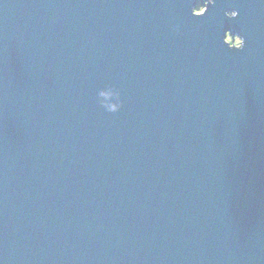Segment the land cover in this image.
<instances>
[{"label":"water","instance_id":"obj_1","mask_svg":"<svg viewBox=\"0 0 264 264\" xmlns=\"http://www.w3.org/2000/svg\"><path fill=\"white\" fill-rule=\"evenodd\" d=\"M0 264H264V0H0Z\"/></svg>","mask_w":264,"mask_h":264},{"label":"clouds","instance_id":"obj_2","mask_svg":"<svg viewBox=\"0 0 264 264\" xmlns=\"http://www.w3.org/2000/svg\"><path fill=\"white\" fill-rule=\"evenodd\" d=\"M225 15L228 18H235L238 15V12L233 10V11H229L227 13H225ZM236 42L234 43V49L235 50H241L244 47L245 41L244 39L237 34L236 35ZM105 95L111 96V97H115L117 100V103L115 104H106L104 105V108L108 111V112H117L120 110L121 106H122V102L120 101V92L118 89H116L115 87H109L107 89H105Z\"/></svg>","mask_w":264,"mask_h":264},{"label":"flooded vegetation","instance_id":"obj_3","mask_svg":"<svg viewBox=\"0 0 264 264\" xmlns=\"http://www.w3.org/2000/svg\"><path fill=\"white\" fill-rule=\"evenodd\" d=\"M204 7V6H203ZM204 10H205V7H204V9H203V11H200V12H198V13H202V12H204ZM230 39V40H229ZM237 39V38H236ZM228 41H231V38L230 37H228V39H227Z\"/></svg>","mask_w":264,"mask_h":264},{"label":"rangeland","instance_id":"obj_4","mask_svg":"<svg viewBox=\"0 0 264 264\" xmlns=\"http://www.w3.org/2000/svg\"><path fill=\"white\" fill-rule=\"evenodd\" d=\"M204 7L200 6L198 12L203 11Z\"/></svg>","mask_w":264,"mask_h":264},{"label":"trees","instance_id":"obj_5","mask_svg":"<svg viewBox=\"0 0 264 264\" xmlns=\"http://www.w3.org/2000/svg\"><path fill=\"white\" fill-rule=\"evenodd\" d=\"M230 40V39H229Z\"/></svg>","mask_w":264,"mask_h":264}]
</instances>
